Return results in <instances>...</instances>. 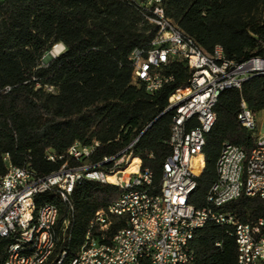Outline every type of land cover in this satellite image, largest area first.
Returning a JSON list of instances; mask_svg holds the SVG:
<instances>
[{"label": "trees", "instance_id": "trees-1", "mask_svg": "<svg viewBox=\"0 0 264 264\" xmlns=\"http://www.w3.org/2000/svg\"><path fill=\"white\" fill-rule=\"evenodd\" d=\"M164 7L167 19L205 55L219 48L238 65L264 60V0H164ZM147 17L129 0H0V180L9 165L48 177L61 170L66 161L58 159L76 144H97L90 164L120 159L128 150L126 155L141 161L159 189L171 156L172 115L163 114L170 97L189 87L192 72L181 62L170 64L166 74L174 82L154 96L134 81L130 57L148 49L158 33ZM59 45L64 53L42 65ZM242 104L255 117L264 113V77L219 98L203 149L205 169L190 201L196 210L208 208L223 148L232 145L249 156L254 147L255 137L238 122ZM122 195L111 185L81 183L69 204L37 198V206L54 203L61 214L49 264L63 254L67 261L76 258L96 214ZM221 213L238 224L255 225L264 222V200L241 198ZM122 228L124 222H118L110 236ZM9 245L0 240V264ZM191 252V264H236L234 228L207 224Z\"/></svg>", "mask_w": 264, "mask_h": 264}, {"label": "built area", "instance_id": "built-area-1", "mask_svg": "<svg viewBox=\"0 0 264 264\" xmlns=\"http://www.w3.org/2000/svg\"><path fill=\"white\" fill-rule=\"evenodd\" d=\"M129 1L158 30L148 49L137 50L130 57L134 81L154 96L174 82L166 74L170 64L181 62L192 72L189 87L170 97L163 114L172 115L171 126H176L174 138L169 139V143H175L176 155L175 159L166 161L159 189L154 187L152 173L142 170L141 161L137 172L126 175L121 184L109 183L107 177L117 171L126 173L134 158L127 156L126 150L120 159L92 165L89 161L97 144L91 148L76 144L65 157L58 159L66 161L61 170L48 177L9 165L7 174L0 180V240L25 235L27 244L31 229H35L28 228V218L32 215V202L37 198L56 195L70 203L76 185L99 183L119 188L123 195L96 214L91 239L80 248V256L72 259V264H191L189 232L193 228L201 231L209 223L238 227L237 249L240 240H247L249 250L258 249L259 264H264V222L241 225L221 213L225 206L241 198L264 200V136H256V122L245 104L241 105L238 122L247 134L255 137L251 153L248 156L238 147L226 145L217 163V182L207 197L208 208L196 210L186 200L187 192L197 190L195 159L204 158L206 136L200 135L198 120L206 121L209 134V124L216 122L219 92L226 88L241 90L252 76L264 71V60L252 59L238 65L226 60L219 48L207 56L167 19L164 0ZM55 160L49 156L50 162ZM71 162L74 167H70ZM101 166L106 171L100 170ZM240 181L248 183L246 196L238 195ZM39 215L41 223L36 228H42V236L38 250L31 257L16 258L18 264H24L28 258H35L39 264V255L44 252L48 230L55 218L50 217V209ZM142 219H149L147 229H140ZM118 222H124L128 235L111 237L109 233ZM13 250H19V246L8 247V251ZM65 259L67 256L63 254L55 264H65Z\"/></svg>", "mask_w": 264, "mask_h": 264}, {"label": "bare ground", "instance_id": "bare-ground-1", "mask_svg": "<svg viewBox=\"0 0 264 264\" xmlns=\"http://www.w3.org/2000/svg\"><path fill=\"white\" fill-rule=\"evenodd\" d=\"M65 51L64 47L62 45L57 46L52 51L51 55L48 58H54L56 56H59ZM257 77H264V71H260L256 76H252V79ZM243 87V86H242ZM228 91H236V88H226L219 92V98L222 94ZM253 122H256V117L253 115ZM216 122H211L209 124V133L214 128ZM198 131L201 136H207L208 135V125L206 124L205 120H198ZM174 133H176V126L170 127V137L169 139L174 138ZM169 148L171 150V156L169 159H175L176 155V148L175 143H168ZM133 164L129 163L128 169L126 170V173H123L121 171H117L107 177V181L114 185H119L123 181L124 177L126 175H131L138 170V165L140 164V160L137 158L132 159ZM205 169L204 165V158L203 157H197L194 162V171L196 174V181H198ZM196 190H192L186 193V200L191 201L192 196ZM248 194V183L247 181H240L239 188H238V195L239 196H246ZM63 204H69V200H62L61 196L56 195H49ZM54 203H45L40 206L36 205V202H32V215L28 218V228H35L31 229L29 236L27 238V244L26 243V236L25 235H18L16 238H8V241H10L9 246H19V250H13V251H7V259L5 264H18V260L16 258L20 257H31V253L38 250L39 243L42 236V228H36L37 224L41 223V215L43 210L50 209V217H55L53 221L51 222L50 228L48 230L47 234V241L45 245L44 252L40 253L39 255V264H49L54 257L55 250H56V236H55V229L59 223L60 217L59 216V208ZM92 226L93 222L90 225V228L88 230L84 245L88 240L91 239L92 236ZM149 226V219H142L140 221V229H147ZM234 228V236L235 241H239V230L238 227ZM200 231V228H193V231L189 232V241H188V248H190V254L191 252V243L194 240L196 234ZM128 235V228H122L116 232V236H123ZM238 251V258L236 264H259V258H258V249H250L249 250V244H247V240H240L239 242V249ZM80 256V249L78 251V255ZM24 264H36L35 258H28L24 261ZM55 264V263H52ZM65 264H72V260L67 261L65 259Z\"/></svg>", "mask_w": 264, "mask_h": 264}, {"label": "rangeland", "instance_id": "rangeland-1", "mask_svg": "<svg viewBox=\"0 0 264 264\" xmlns=\"http://www.w3.org/2000/svg\"><path fill=\"white\" fill-rule=\"evenodd\" d=\"M64 53V52H63ZM62 53V54H63ZM50 55H51V53H50ZM61 55V54H60ZM59 55V56H60ZM59 56H56V57H54V58H57V57H59ZM52 60H53V58H52ZM42 65H44L43 64V62H42ZM48 92L49 93H52L53 92V90H48ZM256 125H257V133H256V136L257 137H259V136H264V113H261V114H259V115H257L256 116ZM127 162L128 161H126L125 162V164H124V167H126V165H127Z\"/></svg>", "mask_w": 264, "mask_h": 264}, {"label": "water", "instance_id": "water-1", "mask_svg": "<svg viewBox=\"0 0 264 264\" xmlns=\"http://www.w3.org/2000/svg\"><path fill=\"white\" fill-rule=\"evenodd\" d=\"M50 56V54H47L46 56H45V58L43 59V64L44 65H48L51 61H52V58H48ZM53 59H56V58H53ZM167 115V114H166ZM152 126H150V128H151ZM149 128V129H150Z\"/></svg>", "mask_w": 264, "mask_h": 264}]
</instances>
